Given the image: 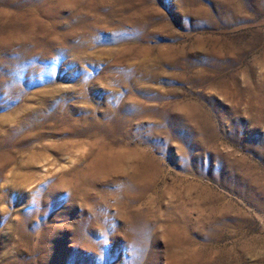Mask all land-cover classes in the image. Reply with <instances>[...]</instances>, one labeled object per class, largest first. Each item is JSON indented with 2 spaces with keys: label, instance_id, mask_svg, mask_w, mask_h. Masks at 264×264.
<instances>
[{
  "label": "rangeland",
  "instance_id": "1",
  "mask_svg": "<svg viewBox=\"0 0 264 264\" xmlns=\"http://www.w3.org/2000/svg\"><path fill=\"white\" fill-rule=\"evenodd\" d=\"M0 264H264V0H0Z\"/></svg>",
  "mask_w": 264,
  "mask_h": 264
}]
</instances>
